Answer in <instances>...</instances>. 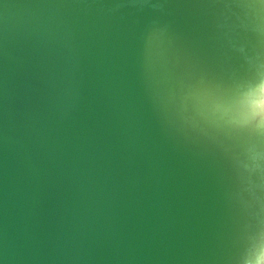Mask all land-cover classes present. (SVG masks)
Masks as SVG:
<instances>
[{"label":"water","instance_id":"95a60500","mask_svg":"<svg viewBox=\"0 0 264 264\" xmlns=\"http://www.w3.org/2000/svg\"><path fill=\"white\" fill-rule=\"evenodd\" d=\"M264 0H0V264H253Z\"/></svg>","mask_w":264,"mask_h":264},{"label":"bare ground","instance_id":"6f19581e","mask_svg":"<svg viewBox=\"0 0 264 264\" xmlns=\"http://www.w3.org/2000/svg\"><path fill=\"white\" fill-rule=\"evenodd\" d=\"M264 88L263 82L255 89L248 91L245 97H242L239 105H235L236 112L240 114V120L256 124H264V112L257 111L253 106V101L261 95V89ZM253 264H264V243L256 257Z\"/></svg>","mask_w":264,"mask_h":264},{"label":"clouds","instance_id":"9594fccd","mask_svg":"<svg viewBox=\"0 0 264 264\" xmlns=\"http://www.w3.org/2000/svg\"><path fill=\"white\" fill-rule=\"evenodd\" d=\"M253 106L257 111L264 112V88L261 89V95L253 101Z\"/></svg>","mask_w":264,"mask_h":264}]
</instances>
